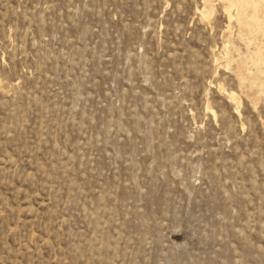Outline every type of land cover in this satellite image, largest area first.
<instances>
[{
  "label": "rangeland",
  "instance_id": "374dc122",
  "mask_svg": "<svg viewBox=\"0 0 264 264\" xmlns=\"http://www.w3.org/2000/svg\"><path fill=\"white\" fill-rule=\"evenodd\" d=\"M224 1L0 0V264H264V0Z\"/></svg>",
  "mask_w": 264,
  "mask_h": 264
},
{
  "label": "bare ground",
  "instance_id": "6f19581e",
  "mask_svg": "<svg viewBox=\"0 0 264 264\" xmlns=\"http://www.w3.org/2000/svg\"><path fill=\"white\" fill-rule=\"evenodd\" d=\"M224 1V0H223ZM226 1H228V4H226V6L228 5V7L226 8V12H227V14H228V16H229V18H230V20H231V18L233 17V18H235L234 17V14H233V12H231V10H229L230 8L231 9H235L237 12V14L240 12V5H239V3H240V1L241 0H226ZM226 1H224V2H226ZM257 1V0H256ZM259 1V0H258ZM248 4H249V6H250V4H252L254 7H255V5H256V3H255V1L254 0H248ZM246 3V2H245ZM244 4V3H243ZM245 5V4H244ZM246 6V5H245ZM245 8V7H244ZM249 8V7H248ZM247 8V9H248ZM251 8V7H250ZM254 9V8H253ZM244 10V9H243ZM254 11V10H253ZM243 12V11H242ZM250 12V11H249ZM252 12V11H251ZM255 12V11H254ZM254 12H252V13H254ZM264 12V11H263ZM205 13V12H204ZM244 13H246L245 11H244ZM256 13V12H255ZM237 14H236V16H237ZM243 14V13H242ZM241 14V15H242ZM249 14V13H248ZM256 15H257V13H256ZM254 16V15H253ZM243 17V16H242ZM247 17V16H246ZM245 17V18H246ZM244 18V17H243ZM244 18V19H245ZM236 19V18H235ZM234 20V19H233ZM247 20V19H246ZM252 20V19H251ZM238 21V20H237ZM249 21H250V19H249ZM247 22V21H246ZM264 22V21H263ZM256 23V22H255ZM258 24L260 23V22H257ZM239 24V23H238ZM252 25V24H251ZM247 26V25H246ZM245 26V27H246ZM243 27V26H242ZM257 28H258V32L260 33V34H262L263 32H264V26H263V23L262 24H260V25H258V26H256ZM244 28V27H243ZM250 28V27H249ZM255 27H253V29H254ZM256 28V29H257ZM245 29V28H244ZM251 32V31H250ZM256 33V32H255ZM255 33H253V34H255ZM257 35H258V33H256ZM259 36V35H258ZM256 38V37H255ZM259 38V37H258ZM257 38V39H258ZM260 39H261V37H260ZM258 40H255V42H257ZM259 43H260V41H259ZM262 44V43H261ZM263 45V44H262ZM258 48V47H257ZM262 48V47H261ZM261 51V50H260ZM255 59H256V57H255ZM254 61V60H253ZM260 61V60H259ZM254 62H256V60L254 61ZM258 65H259V63H258ZM255 68V67H254ZM252 80V79H251ZM252 83V82H251ZM254 87V86H253ZM257 96V95H256ZM229 99L231 100V101H236V97H235V94H229ZM211 114L213 115V116H215V114H214V112L211 110Z\"/></svg>",
  "mask_w": 264,
  "mask_h": 264
}]
</instances>
